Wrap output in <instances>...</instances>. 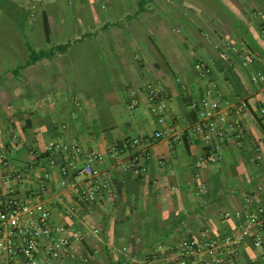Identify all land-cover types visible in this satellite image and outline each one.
Wrapping results in <instances>:
<instances>
[{
	"label": "crops",
	"instance_id": "0c3cea01",
	"mask_svg": "<svg viewBox=\"0 0 264 264\" xmlns=\"http://www.w3.org/2000/svg\"><path fill=\"white\" fill-rule=\"evenodd\" d=\"M226 1L239 23L199 0H0V183L77 235L69 252L43 240L41 264H174L176 243L203 229L264 222V82L251 80L264 67V0ZM228 40L261 59L246 64ZM204 97L249 103L244 145L226 141L217 164L200 162L209 147L191 104ZM74 145L101 159L70 164ZM87 163L112 178L93 203L78 193ZM261 231L227 264H264Z\"/></svg>",
	"mask_w": 264,
	"mask_h": 264
},
{
	"label": "built area",
	"instance_id": "2783aa9c",
	"mask_svg": "<svg viewBox=\"0 0 264 264\" xmlns=\"http://www.w3.org/2000/svg\"><path fill=\"white\" fill-rule=\"evenodd\" d=\"M261 33L264 36V23L261 26ZM226 47L237 53L244 51L246 64L261 59L259 51L244 50L235 42L226 41ZM224 56L225 58L231 57L228 52H225ZM197 67L204 73L209 71L204 62H198ZM251 80L253 83L264 82V67L254 71ZM157 95L154 91L152 97ZM191 107L199 115L195 130L202 135L204 142L209 147L200 157L201 163H220L223 159V145L226 141H234L238 147L244 145L246 132L243 114L248 107L246 100L242 99L238 103L230 101L222 103L210 101L209 97H204L194 101ZM261 112L264 113V108L261 109ZM161 136L162 133L157 132L153 138L158 139ZM137 142L139 140H135V143ZM145 142L150 143V139H146ZM13 149H19L17 143ZM64 149L69 154L70 164L81 155L101 159L96 154L85 152L80 146H64ZM33 154L35 157L39 156L37 153ZM144 158L150 160L152 157L146 153ZM52 163L57 164L63 173L67 174L68 167L65 162L56 163L52 160ZM160 163L165 164L164 161ZM78 170L87 176L86 184L81 187L78 193L84 201L93 203L99 194L111 185V175L103 174L90 163L83 165ZM198 189L200 192L208 191L205 184H200ZM256 222L258 229L255 231L250 224L239 232L220 236H213L209 229H203L196 235L180 240L172 248L175 253L174 264H187L202 253H208L213 264H227L247 240L252 239L255 245L263 243L261 230L264 227V222L258 219ZM74 231L67 226L53 225L51 212L44 203L17 202L15 198L4 192L3 185L0 183V256L10 259L13 253L18 254L19 257L10 261L11 264H41L39 253L43 240L48 242L49 250L54 249V244L58 241L65 251H72L75 248L77 236Z\"/></svg>",
	"mask_w": 264,
	"mask_h": 264
},
{
	"label": "rangeland",
	"instance_id": "374dc122",
	"mask_svg": "<svg viewBox=\"0 0 264 264\" xmlns=\"http://www.w3.org/2000/svg\"><path fill=\"white\" fill-rule=\"evenodd\" d=\"M200 2L206 3L204 9H209V11L215 12L217 15L221 16L222 14L228 15L230 18L234 19L237 23L240 22V17L236 13L234 7L229 6L226 0H199ZM231 41V40H228ZM233 42V41H232Z\"/></svg>",
	"mask_w": 264,
	"mask_h": 264
},
{
	"label": "trees",
	"instance_id": "16d2710c",
	"mask_svg": "<svg viewBox=\"0 0 264 264\" xmlns=\"http://www.w3.org/2000/svg\"><path fill=\"white\" fill-rule=\"evenodd\" d=\"M223 56V55H222ZM35 59V58H34ZM28 63H30V60L28 61ZM248 103V102H247ZM248 108H249V103H248ZM257 109H260L259 104L256 106Z\"/></svg>",
	"mask_w": 264,
	"mask_h": 264
}]
</instances>
